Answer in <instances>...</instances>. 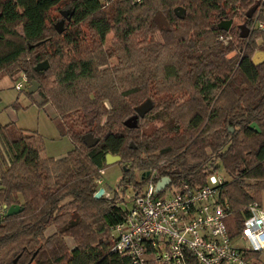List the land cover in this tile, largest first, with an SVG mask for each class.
Wrapping results in <instances>:
<instances>
[{"label":"trees","instance_id":"trees-1","mask_svg":"<svg viewBox=\"0 0 264 264\" xmlns=\"http://www.w3.org/2000/svg\"><path fill=\"white\" fill-rule=\"evenodd\" d=\"M235 15L246 38L236 35L240 25H222ZM230 32L236 42L224 43ZM256 50L264 53V0H0V80L21 73L38 83L73 144L64 157H46L39 134L0 123V264H153L112 250L128 215L117 190L134 197L153 170L156 181L202 185L222 167L231 181L220 199L237 234L264 191V60L252 61ZM148 99L137 126H124ZM161 110L168 118L157 127L151 114ZM88 135L95 146H86ZM106 154L120 156L122 175L112 198H96ZM13 205L20 210L7 215Z\"/></svg>","mask_w":264,"mask_h":264},{"label":"built area","instance_id":"built-area-1","mask_svg":"<svg viewBox=\"0 0 264 264\" xmlns=\"http://www.w3.org/2000/svg\"><path fill=\"white\" fill-rule=\"evenodd\" d=\"M23 82L26 78L21 76ZM21 90L22 83L15 84ZM131 200L127 219L115 227L112 250L134 263L259 264L252 257L264 250V208H248L237 234L228 230L227 203L220 199L225 178L210 172L202 185L171 183L157 189L155 170Z\"/></svg>","mask_w":264,"mask_h":264},{"label":"rangeland","instance_id":"rangeland-1","mask_svg":"<svg viewBox=\"0 0 264 264\" xmlns=\"http://www.w3.org/2000/svg\"><path fill=\"white\" fill-rule=\"evenodd\" d=\"M177 13L180 15L183 14L181 10H178ZM231 19L232 23L230 24V26H234L236 29L239 25L243 24V19L238 15H235ZM255 25H259L258 28H262L261 24L256 23ZM240 31L241 30L238 28L236 35L237 33H240ZM234 35L235 34L230 32L226 35V37L223 38L222 41L224 43H227L229 41L236 42V38ZM155 39L162 42V38L159 34H156ZM260 42V39L257 40L258 44ZM236 53L237 52L234 51L229 54L228 57L231 58L235 56ZM260 53H262V55ZM263 60L264 53L262 51L256 50L252 55V61L256 65H258ZM21 76H23L21 73H17L12 78L3 77L0 80V123H13L19 129L30 131L31 133L24 132L29 135H32L33 133L39 134L43 142L44 156L51 158H60L65 156L73 148V144L68 137L60 135L57 127V124L60 120L57 117L55 108L51 103L45 105L42 104V99L37 94L39 85L34 89L32 93H28L31 85L27 80L26 82H23L22 78H19ZM18 83H22L21 90H16L14 87L15 84ZM105 105L107 108L109 107V104L107 102ZM52 108L55 111V117ZM151 118H153V123L157 127H159L167 120L168 114L165 110H161L157 113L151 114ZM217 171H219L220 175L225 179L231 181V179L223 171L222 167H219ZM101 174V179L96 184L97 192L103 190L101 196L112 198L114 195V191L117 190V184L122 175L121 164L117 162L115 164L107 165V167L102 170ZM136 174L137 176H139V172H136ZM117 191V193H119L121 198L124 200V203H122V207L129 209L131 207L130 197H132V195L134 194L132 189L127 188L123 192H120V190L118 189ZM261 194L262 206L264 208V191H262ZM53 229L54 228H49L45 232V234L49 235L54 231ZM66 241L70 247L73 245V241L70 238H67ZM256 259L258 260L259 264H264V250Z\"/></svg>","mask_w":264,"mask_h":264},{"label":"water","instance_id":"water-1","mask_svg":"<svg viewBox=\"0 0 264 264\" xmlns=\"http://www.w3.org/2000/svg\"><path fill=\"white\" fill-rule=\"evenodd\" d=\"M255 10V7L252 8L248 14L247 17H250V15L252 14V12ZM69 14L70 11L66 10L62 12L63 17H67L69 18ZM231 20L225 21L222 24L225 26V29H228L230 24H231ZM62 24L63 21L59 22L58 24L55 25V29L57 30L58 33L62 32ZM239 29L241 30L239 33V37L240 38H246L248 35V29L244 26V25H240ZM262 55V53H260ZM48 66V62L44 61L42 63H39L36 67L35 70L36 71H40V70H44L45 68H47ZM38 87V84L36 82H32L31 87L28 90V93H32L34 91V89ZM152 108V102L148 99L145 102H143L142 104H140L139 106L135 107V115H132L131 117H129L127 120L124 121V126L128 127V128H135L137 126V121L138 118H143L145 116V114ZM251 126H255L254 124H252ZM256 130L258 131V129L256 128ZM98 142L97 138H93L91 135L86 136L85 138V144L88 147H92L95 146ZM120 161V156L118 155H111V154H106L105 155V164L106 165H110V164H115L117 162ZM169 179L167 177L163 178L160 183L157 185V189H162L164 186H166V184L168 183ZM103 190H100L99 192L96 193L95 197L98 198L101 196ZM20 210V206L19 205H13L11 207H9L7 209V215H12L17 213Z\"/></svg>","mask_w":264,"mask_h":264},{"label":"crops","instance_id":"crops-1","mask_svg":"<svg viewBox=\"0 0 264 264\" xmlns=\"http://www.w3.org/2000/svg\"><path fill=\"white\" fill-rule=\"evenodd\" d=\"M52 110H53V108H52ZM53 113H54V117H55V111H54V110H53ZM26 132H30V131H26ZM30 133H31V132H30ZM72 149H73V148H72ZM72 149H71V150H72ZM71 150H70V151H71ZM63 157H64V156H63ZM60 158H61V157H60ZM263 200H264V199H263Z\"/></svg>","mask_w":264,"mask_h":264}]
</instances>
